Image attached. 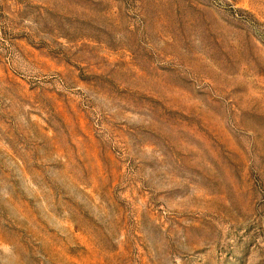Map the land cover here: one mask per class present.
Here are the masks:
<instances>
[{"label":"rangeland","instance_id":"obj_1","mask_svg":"<svg viewBox=\"0 0 264 264\" xmlns=\"http://www.w3.org/2000/svg\"><path fill=\"white\" fill-rule=\"evenodd\" d=\"M0 264H264V0H0Z\"/></svg>","mask_w":264,"mask_h":264}]
</instances>
